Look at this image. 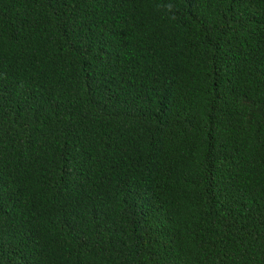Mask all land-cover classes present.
I'll return each instance as SVG.
<instances>
[{"label":"trees","instance_id":"16d2710c","mask_svg":"<svg viewBox=\"0 0 264 264\" xmlns=\"http://www.w3.org/2000/svg\"><path fill=\"white\" fill-rule=\"evenodd\" d=\"M0 264H264V0H0Z\"/></svg>","mask_w":264,"mask_h":264}]
</instances>
